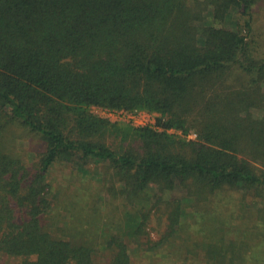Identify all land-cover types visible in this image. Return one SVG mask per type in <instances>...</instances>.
<instances>
[{
	"label": "trees",
	"instance_id": "trees-1",
	"mask_svg": "<svg viewBox=\"0 0 264 264\" xmlns=\"http://www.w3.org/2000/svg\"><path fill=\"white\" fill-rule=\"evenodd\" d=\"M260 1L0 0V264H134L192 232L212 264L241 257L224 226L264 203ZM57 160L98 164L101 191L54 190Z\"/></svg>",
	"mask_w": 264,
	"mask_h": 264
},
{
	"label": "rangeland",
	"instance_id": "rangeland-1",
	"mask_svg": "<svg viewBox=\"0 0 264 264\" xmlns=\"http://www.w3.org/2000/svg\"><path fill=\"white\" fill-rule=\"evenodd\" d=\"M233 20L238 18L237 11L234 12ZM255 21H256V39L260 43V47L264 53V0H261L255 6ZM92 112L96 115L107 118L111 122L117 123L121 127H130V126H140V125H152L156 126L157 113L149 112L146 110H140L133 114V117L129 115H111L107 108H102L99 106H93ZM169 132L183 135L181 130L170 129ZM190 138H195L194 134L189 135ZM35 144H32L33 148H40V145L34 141ZM21 146H28L29 142L27 140H20L19 143ZM31 146V145H30ZM42 151V148H40ZM87 173L82 175L76 164L72 161H63L57 160L54 165L51 167L48 180L54 186V190L58 191L63 189L70 183H74L78 188H73V191H83L88 193H94L98 188V182L100 178V166L92 161L86 165ZM86 184H85V183ZM91 185V186H89ZM101 191V190H100ZM236 202H240L239 193L234 194ZM175 197H184L186 196L185 190H175L173 192ZM246 207L242 211L240 217L233 218L230 222L227 223L228 226H224V234L227 241L233 240L237 247L241 248V257L235 258L234 264H264V212L262 208L264 203L258 198H255L252 194H247L245 198ZM237 205V204H236ZM235 206V205H234ZM237 208H232L230 210ZM234 211V210H233ZM238 214V212H236ZM65 217L69 218L68 213L64 214ZM195 218L188 219V223L195 222L197 220V214L193 215ZM198 216L202 218L205 216L207 220L205 226H214L213 220H209V214L205 211H199ZM71 218V217H70ZM67 222V219H66ZM164 221L154 218L153 221V232L157 234L159 232V226ZM162 228V227H161ZM191 234H185V237L175 239V243L172 247L161 248L154 253L152 252L149 256L139 255L135 258L134 264H210L214 263V260H209L208 256H211L205 252L206 247L203 245L202 248L197 249L195 242L197 238H205V235L199 234L197 237H192ZM159 235H155L158 237ZM211 237V236H210ZM211 239H218V236H214ZM226 255H229V258L233 256L232 251L226 252ZM106 254L100 253L96 258V264H105ZM8 262L13 263L14 259L8 258Z\"/></svg>",
	"mask_w": 264,
	"mask_h": 264
},
{
	"label": "built area",
	"instance_id": "built-area-1",
	"mask_svg": "<svg viewBox=\"0 0 264 264\" xmlns=\"http://www.w3.org/2000/svg\"><path fill=\"white\" fill-rule=\"evenodd\" d=\"M108 111L110 112L111 115H129L130 117H133V114H135V112H131V111H127L124 109H108Z\"/></svg>",
	"mask_w": 264,
	"mask_h": 264
}]
</instances>
